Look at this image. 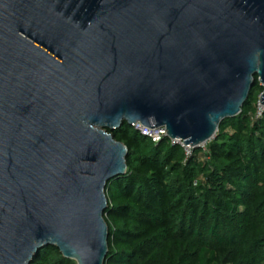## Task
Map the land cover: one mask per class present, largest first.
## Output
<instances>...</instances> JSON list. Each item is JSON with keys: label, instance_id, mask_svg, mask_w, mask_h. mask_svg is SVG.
Segmentation results:
<instances>
[{"label": "water", "instance_id": "water-1", "mask_svg": "<svg viewBox=\"0 0 264 264\" xmlns=\"http://www.w3.org/2000/svg\"><path fill=\"white\" fill-rule=\"evenodd\" d=\"M264 84V0H0V264H104L123 122L192 148ZM259 100L264 105V90Z\"/></svg>", "mask_w": 264, "mask_h": 264}, {"label": "trees", "instance_id": "trees-1", "mask_svg": "<svg viewBox=\"0 0 264 264\" xmlns=\"http://www.w3.org/2000/svg\"><path fill=\"white\" fill-rule=\"evenodd\" d=\"M257 76L240 113L186 156L123 122L107 129L127 147L125 174L106 185L104 264H264V110ZM29 264H76L54 245Z\"/></svg>", "mask_w": 264, "mask_h": 264}, {"label": "built area", "instance_id": "built-area-1", "mask_svg": "<svg viewBox=\"0 0 264 264\" xmlns=\"http://www.w3.org/2000/svg\"><path fill=\"white\" fill-rule=\"evenodd\" d=\"M260 85L263 87V90H264V84L260 83ZM260 94H259V97H260ZM259 97L257 101V112H256L257 116H260L264 110V105L261 104ZM134 127L142 135L149 137L155 143L159 142L163 137H166V129L163 126L161 127L156 126V127L150 128V127L141 125L139 123H136ZM169 140L171 141L172 144H179L184 149L186 156H189L191 154L192 147L189 145H185L182 140L180 139H169ZM206 142H204L205 144L204 143L200 144L199 147H202L203 149H205Z\"/></svg>", "mask_w": 264, "mask_h": 264}, {"label": "rangeland", "instance_id": "rangeland-1", "mask_svg": "<svg viewBox=\"0 0 264 264\" xmlns=\"http://www.w3.org/2000/svg\"><path fill=\"white\" fill-rule=\"evenodd\" d=\"M213 138V137H212ZM212 138H210L209 140H207V141H210ZM205 144V143H204Z\"/></svg>", "mask_w": 264, "mask_h": 264}]
</instances>
